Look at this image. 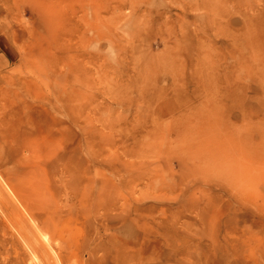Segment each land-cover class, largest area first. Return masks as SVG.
I'll list each match as a JSON object with an SVG mask.
<instances>
[{
  "label": "rangeland",
  "instance_id": "obj_1",
  "mask_svg": "<svg viewBox=\"0 0 264 264\" xmlns=\"http://www.w3.org/2000/svg\"><path fill=\"white\" fill-rule=\"evenodd\" d=\"M213 1L0 0V264H264V0Z\"/></svg>",
  "mask_w": 264,
  "mask_h": 264
},
{
  "label": "bare ground",
  "instance_id": "obj_2",
  "mask_svg": "<svg viewBox=\"0 0 264 264\" xmlns=\"http://www.w3.org/2000/svg\"><path fill=\"white\" fill-rule=\"evenodd\" d=\"M219 2H221V0H214L213 1V5H215L216 3H219ZM247 27H249V28H247L246 29V31L249 33V36H252L251 38H255L256 40L259 38H261V35H262V33H258L259 32V29H258V31L256 32V29H254V27H252V25L250 24H247ZM260 32H262V31H260ZM254 34H256V35H254ZM256 40L254 41V42H256ZM263 43H264V38H262V39H260ZM258 41V40H257ZM236 43L237 44H240V42H235L234 43V45H236ZM262 44V43H261ZM253 47V50L255 49V48H257V47H259V44L257 43V44H254V46H252ZM263 47H264V45H263ZM196 60V59H195ZM192 61H193V59H192ZM191 61V62H192ZM202 62V61H201ZM203 63L205 64L206 63V58L205 57H203ZM191 65H192V67H194L195 65H197L196 64V62L195 63H191ZM199 77H200V79L201 78H205L206 77V74H204L203 76H201V70H200V72H199ZM62 107V106H61ZM64 108V107H63ZM201 150V148H196V149H193L191 152H194L195 153V151H200ZM189 151H190V149H189ZM219 156V158H221V157H224V155L223 154H220V155H218ZM210 158L212 159V160H214L215 158H216V155L214 154V153H212L211 155H210ZM201 162V160L199 159L198 160V163H200ZM0 193H3L2 191H1V189H0Z\"/></svg>",
  "mask_w": 264,
  "mask_h": 264
}]
</instances>
